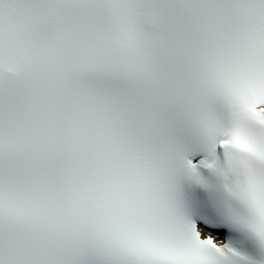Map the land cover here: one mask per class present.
Here are the masks:
<instances>
[{
    "label": "snow or ice",
    "instance_id": "obj_1",
    "mask_svg": "<svg viewBox=\"0 0 264 264\" xmlns=\"http://www.w3.org/2000/svg\"><path fill=\"white\" fill-rule=\"evenodd\" d=\"M0 264H264V0H0Z\"/></svg>",
    "mask_w": 264,
    "mask_h": 264
}]
</instances>
